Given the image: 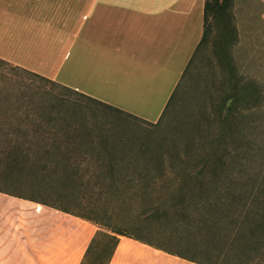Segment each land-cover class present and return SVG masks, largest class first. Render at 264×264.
Masks as SVG:
<instances>
[{
  "label": "rangeland",
  "instance_id": "obj_1",
  "mask_svg": "<svg viewBox=\"0 0 264 264\" xmlns=\"http://www.w3.org/2000/svg\"><path fill=\"white\" fill-rule=\"evenodd\" d=\"M230 4L235 31L226 50L231 64L241 82L254 78L264 92V0H231ZM210 27L160 118L156 110H135L133 116L117 112L53 80L0 64L4 76L0 96L11 98L8 105H0V197L20 204L0 205V241L11 240L10 249L0 246V254H5L0 264H31L26 248L31 219L22 214L29 205L1 191L59 204L97 222L96 229L120 230L177 255L123 239L118 255L129 252L144 258L123 264H264L260 231L255 237L237 238L248 235L254 224L244 216L241 201L232 197L245 184L219 186L222 199L218 191L175 197L178 185L173 178L184 164L180 158L199 151L196 144L203 138L199 128L211 134L217 130L216 104L231 89L213 51L216 27L213 23ZM239 112L236 126L242 137L236 148L241 155L235 166L264 182V97L258 106L239 108ZM204 114L209 121L202 118ZM85 129L88 135L79 137ZM101 139L107 142L105 147ZM112 142L118 143L117 149ZM140 143L162 157L160 167L153 155H141ZM206 143L203 148L212 142ZM217 151L215 147L213 152Z\"/></svg>",
  "mask_w": 264,
  "mask_h": 264
},
{
  "label": "crops",
  "instance_id": "obj_2",
  "mask_svg": "<svg viewBox=\"0 0 264 264\" xmlns=\"http://www.w3.org/2000/svg\"><path fill=\"white\" fill-rule=\"evenodd\" d=\"M203 1L0 0V59L130 114L161 112L201 37ZM23 201L28 262L79 264L95 223L59 204ZM123 239L177 256L118 235L108 264L144 259L118 255ZM0 246L10 249L11 240Z\"/></svg>",
  "mask_w": 264,
  "mask_h": 264
},
{
  "label": "trees",
  "instance_id": "obj_3",
  "mask_svg": "<svg viewBox=\"0 0 264 264\" xmlns=\"http://www.w3.org/2000/svg\"><path fill=\"white\" fill-rule=\"evenodd\" d=\"M231 0H204L203 1V30L199 42L195 46L193 54L189 58L185 68L183 69L181 76L175 85L173 91L168 96L165 105L163 106L159 118L166 111L168 106L176 94L179 84L187 71V68L192 60L193 55L200 48V46L205 42L207 34L209 33L210 24H214L216 27L217 33L214 39L213 51L217 56L218 62L223 70L226 72L227 80L231 84V89L221 95L219 101L216 104L215 108V119L219 122L217 130L211 134L209 130H204L199 128L203 133L202 141L199 144H196V148L199 150L196 154L189 153L187 154L188 159L180 158L179 162L184 163L180 165V171L174 176V180L177 183L176 188V199L181 200L185 193L195 192L198 194H207L208 192L218 191L220 194L218 197H224L223 192L220 191V187L223 184L228 183H243L246 187L240 194H234L232 197L237 198L241 201L240 208H244L246 212L244 213L245 217H251L254 223L250 229L248 235H240L237 238L244 239L247 236L255 237L257 231L261 232V235H258V239L264 238V182L259 180L257 174L247 172L243 168H238L235 166L234 160L240 158L241 152L236 148L238 141L241 139L240 129L237 128L236 124L240 121V112L239 108L253 109L258 106L260 101L264 97V92L261 85L254 79H250L244 82L240 81L239 76H237L234 66L231 64V59L228 56L226 46H229V43L233 40L234 37V27L231 21L230 15V4ZM0 64L6 66L8 69H16L26 73L35 75L36 77L45 80L47 82L53 83L52 80H49L45 77H42L38 74L31 73L23 68L18 66L11 65L7 61L0 59ZM4 76L0 74V81H3ZM63 89L74 92V90L67 88L61 85ZM75 93V92H74ZM80 95L85 96L80 93ZM88 99L95 101L104 105L105 107L115 110L117 112H124L108 104L99 102L95 99H92L88 96H85ZM19 100L21 96H16ZM11 98L6 96H0V105L10 102ZM242 101H246L242 107ZM127 113V112H124ZM129 114V113H128ZM74 116V113H72ZM131 115V114H129ZM133 116V115H132ZM135 117V116H134ZM137 118V117H136ZM158 118V119H159ZM206 121H209L208 114L202 116ZM139 119V118H138ZM157 119V120H158ZM142 121V119H141ZM145 121V120H143ZM207 124V123H206ZM206 128V127H205ZM83 135L79 137H84L88 135V131L85 129L82 132ZM102 135V134H100ZM73 137V136H70ZM211 138V139H206ZM206 141H211L210 146L203 148V144L207 146ZM121 146H126L121 141H118ZM107 142L103 139L100 140V145L105 147ZM118 145V143H111V147ZM191 145V144H190ZM148 146V145H147ZM146 144L140 143L137 147V150L141 153L143 157L149 156L152 158L154 152L152 150H147ZM189 146V144H188ZM192 146V145H191ZM218 149L217 152H213ZM117 149V146H116ZM14 151V150H13ZM186 156V157H187ZM153 161L161 166L162 157L159 155H153ZM219 187V188H218ZM5 192L9 195L17 196L23 199L44 203L33 198L23 196L21 194H16L14 192ZM186 195V194H185ZM221 197V199H222ZM7 198L0 197V205L6 207H17L18 204L16 201L12 200L11 203H8ZM13 199V198H12ZM45 204V203H44ZM35 210H39L41 206L39 204L34 205ZM64 212H69L66 209L55 207ZM70 213V212H69ZM72 214V213H71ZM82 217V216H81ZM83 218V217H82ZM88 219V218H86ZM92 221V220H90ZM97 224V222L92 221ZM118 235H126L120 230H110L109 232L96 229L91 236L86 248L82 254V257L79 261V264H108L114 248L118 241Z\"/></svg>",
  "mask_w": 264,
  "mask_h": 264
}]
</instances>
